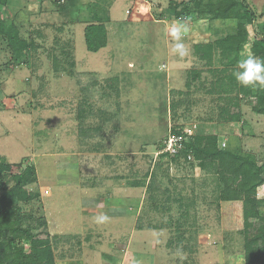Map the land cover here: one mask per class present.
Here are the masks:
<instances>
[{
	"label": "rangeland",
	"instance_id": "rangeland-1",
	"mask_svg": "<svg viewBox=\"0 0 264 264\" xmlns=\"http://www.w3.org/2000/svg\"><path fill=\"white\" fill-rule=\"evenodd\" d=\"M59 1L0 7L30 46L27 64L16 65L0 43V158L14 177L28 165L36 170L27 190L39 198L20 203L35 236L50 240L56 264H243L242 203L216 201L209 171L158 151L180 127L215 134L264 164V116L240 95L238 108L215 90L208 95L211 70L224 67L195 52L231 34L235 21L186 20L181 56L171 29L191 0ZM106 3L108 43L92 53L87 6ZM246 3L254 23L264 21V0ZM221 108L239 111L240 121L219 120ZM180 196L178 209L172 199ZM102 214L108 219L99 221Z\"/></svg>",
	"mask_w": 264,
	"mask_h": 264
},
{
	"label": "trees",
	"instance_id": "trees-1",
	"mask_svg": "<svg viewBox=\"0 0 264 264\" xmlns=\"http://www.w3.org/2000/svg\"><path fill=\"white\" fill-rule=\"evenodd\" d=\"M9 3L10 0H0V7H7ZM109 7L110 4L107 3L97 5L98 10L92 9L89 4L87 6L88 25L84 29V41L89 52L97 53L107 46L106 24L110 22ZM175 15L176 19L188 21H235L231 34L195 47L198 59L206 61L207 64H213L216 59L224 67L222 70H211L216 80L207 94L212 95V90H215L220 100L237 108L240 95L253 101L251 110L254 114L264 116V90L243 88L232 75L237 62L245 58L246 46H250L248 51L264 58V21L254 23L255 12L249 8L246 0H191L184 8L176 11ZM248 27L255 33V37L251 38ZM3 41L16 65L27 64L29 44L20 37L16 24L4 20L0 15V43ZM59 67L57 59L53 58V69L57 71ZM191 74L196 75L194 70ZM187 87H190L189 83ZM233 92L235 97L231 99L229 97ZM82 115L79 113V116ZM217 118L222 121L241 119L239 111L233 116L223 115L222 108ZM170 134L184 135L182 128L173 127L167 132L164 141ZM158 144L161 149L158 151L161 153L164 142L162 145ZM223 145L221 146L217 135L204 134L198 130L183 136V149L177 155L161 153L160 157H169L173 163L191 161V167L196 165L204 171H209L213 175L216 201L242 203L243 221L239 232L243 237L241 263L264 264V198L257 197L259 188L264 186V164L258 161L255 154L243 151L239 145ZM9 168L10 164L6 159L0 158V264H56L50 240L35 236L34 226L30 224L32 216L24 214L20 206V203L39 198V192L27 190L36 183V170L34 166L28 165L14 177L8 172ZM133 183L134 186L145 185V182ZM165 199L168 200L169 197L165 196ZM182 199V196L172 199L177 203L178 209L181 208Z\"/></svg>",
	"mask_w": 264,
	"mask_h": 264
},
{
	"label": "clouds",
	"instance_id": "clouds-1",
	"mask_svg": "<svg viewBox=\"0 0 264 264\" xmlns=\"http://www.w3.org/2000/svg\"><path fill=\"white\" fill-rule=\"evenodd\" d=\"M188 30V22L184 19H177L171 29L172 35L177 41L175 49L181 56L187 53L183 43L180 41L182 36L187 33ZM232 75L236 82L243 88L264 90V58L249 51V54L245 58L237 62ZM97 219L99 221H105L108 217L102 214L97 217Z\"/></svg>",
	"mask_w": 264,
	"mask_h": 264
},
{
	"label": "built area",
	"instance_id": "built-area-1",
	"mask_svg": "<svg viewBox=\"0 0 264 264\" xmlns=\"http://www.w3.org/2000/svg\"><path fill=\"white\" fill-rule=\"evenodd\" d=\"M64 0H60L59 3H63ZM184 135H191L193 132L190 130H183ZM170 134L167 139L164 141V147L162 153H168L169 155H177L183 149V136ZM224 146V145H223Z\"/></svg>",
	"mask_w": 264,
	"mask_h": 264
}]
</instances>
